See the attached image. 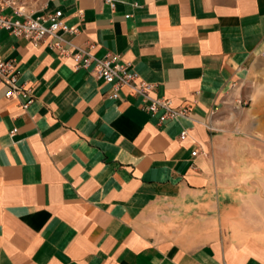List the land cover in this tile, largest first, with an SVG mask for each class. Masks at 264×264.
Returning <instances> with one entry per match:
<instances>
[{
    "label": "crops",
    "instance_id": "0c3cea01",
    "mask_svg": "<svg viewBox=\"0 0 264 264\" xmlns=\"http://www.w3.org/2000/svg\"><path fill=\"white\" fill-rule=\"evenodd\" d=\"M113 1L18 2L60 9L65 49L120 54L190 113L161 123L52 37L1 29L32 102L0 85V264H264V145L216 124L264 57V0ZM255 111L242 125L264 137Z\"/></svg>",
    "mask_w": 264,
    "mask_h": 264
},
{
    "label": "built area",
    "instance_id": "2783aa9c",
    "mask_svg": "<svg viewBox=\"0 0 264 264\" xmlns=\"http://www.w3.org/2000/svg\"><path fill=\"white\" fill-rule=\"evenodd\" d=\"M19 0H0V30L4 29L9 34L29 40L34 46H39L46 37H52L53 41L47 43L50 50L58 52L62 56L71 55L75 68L90 70L98 79L113 85L111 97H118V90L123 86H128L133 93L142 97L141 108L150 115H154L159 109L162 113L158 116L161 123L166 120L185 117L190 113L189 106L173 107L167 99H157L151 96L153 84L146 82L133 71L130 63L121 59L120 54L107 52L103 57H96L91 50L77 48L71 53L63 46V38L59 31L72 34L75 29L68 28L62 19V11H44L40 15L21 6ZM112 9L116 3L113 0H105ZM19 71L14 59H3L0 57V85L5 87L4 97L28 98L24 106L32 102L29 88L26 89L18 82ZM12 134L15 131L11 132ZM185 138V131L179 136ZM197 151H192V156H196Z\"/></svg>",
    "mask_w": 264,
    "mask_h": 264
},
{
    "label": "rangeland",
    "instance_id": "374dc122",
    "mask_svg": "<svg viewBox=\"0 0 264 264\" xmlns=\"http://www.w3.org/2000/svg\"><path fill=\"white\" fill-rule=\"evenodd\" d=\"M264 109V57L261 58L250 80L241 85L239 91H233L226 100L225 107L217 114V129L228 132L235 138L234 145H239L236 139L251 138V144H263L264 137L246 132L242 121L247 120L249 113L255 114ZM256 116V115H255ZM224 120H227L225 123ZM252 147V146H251ZM253 155V154H252Z\"/></svg>",
    "mask_w": 264,
    "mask_h": 264
}]
</instances>
